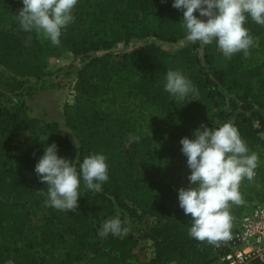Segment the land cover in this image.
<instances>
[{
    "label": "trees",
    "instance_id": "16d2710c",
    "mask_svg": "<svg viewBox=\"0 0 264 264\" xmlns=\"http://www.w3.org/2000/svg\"><path fill=\"white\" fill-rule=\"evenodd\" d=\"M173 3L78 0L72 13L74 21L62 29L60 37L73 55L84 57L75 73V96L61 107V123L67 132L57 121L41 114L29 115L24 103L0 105V196L9 199L0 203V264H73L82 259L83 264H126L131 250L138 246L145 247L150 257L137 264L210 262L212 244L190 237L192 217L179 208L182 187L178 183L183 181V188L190 186L191 169L181 167L177 160H161L151 139L139 132H131L125 143L124 116L129 112L128 99L137 95L141 103L176 114L180 125L190 131L201 129L202 124L213 129L229 123L253 153L256 145L264 147L260 138L264 133V88L255 94L251 91L254 70L249 55L239 52L228 58L219 49L216 54L203 52L199 58L193 53L196 43L169 51L152 42L121 53L89 55L119 40L148 36L144 24L148 14L155 17L158 32L154 36L172 41L176 33L172 25L182 11ZM22 7V0H10L13 15L17 16ZM88 13L92 26L83 31L82 17ZM244 26L264 47V26L250 17ZM19 29L16 19L12 26L16 45L21 40ZM30 35L27 32L28 40ZM18 54L14 53V66L7 61L2 64L19 77L35 74L46 56L37 46L31 47L26 58ZM219 58L222 65H218ZM169 70L180 71L197 91L178 101L165 91ZM18 130H29L32 143L13 154L12 136ZM40 135H50L58 147L57 155L68 159L78 174L85 157L103 154L109 179L103 183L102 192L96 193L85 188L81 176L75 212L43 205L38 224L29 226L25 221L28 198H34L35 204L47 198V185L35 172L47 147L37 142ZM257 155L254 178L244 179L239 186L244 203L230 207L229 232L249 202H264V155ZM40 190L45 195H40ZM159 198H175L177 208L171 211ZM117 216L122 223L128 222V234L101 238L102 224Z\"/></svg>",
    "mask_w": 264,
    "mask_h": 264
},
{
    "label": "clouds",
    "instance_id": "9594fccd",
    "mask_svg": "<svg viewBox=\"0 0 264 264\" xmlns=\"http://www.w3.org/2000/svg\"><path fill=\"white\" fill-rule=\"evenodd\" d=\"M77 2L22 0L23 7L16 19L22 31L35 32L53 46H59L62 29L74 21L72 13ZM173 7L183 10L187 40L203 45L216 40L228 58L239 52L245 57L250 54L254 40L244 26L249 17L264 26V0H174ZM197 11L201 18L194 15ZM165 91L182 102L197 89L180 71L169 70ZM201 129L195 130L194 139L184 137L180 141L191 174L188 177L190 186L179 189L178 200L184 213L192 217L190 237L219 246L221 241L230 238V207L244 203L239 186L244 179L251 181L254 178L259 158L254 152L249 154L247 145L231 124L213 129L202 124ZM133 139L138 141L139 137ZM57 152L55 143L47 146L35 167L40 181L47 185L45 206L75 212L81 196V176L86 189L102 192L103 183L109 179L106 157L103 154L85 157L78 174L77 168L68 159L59 157ZM39 194L45 195V192L40 190ZM127 223H122L119 216L106 220L99 236H126L130 231Z\"/></svg>",
    "mask_w": 264,
    "mask_h": 264
},
{
    "label": "rangeland",
    "instance_id": "374dc122",
    "mask_svg": "<svg viewBox=\"0 0 264 264\" xmlns=\"http://www.w3.org/2000/svg\"><path fill=\"white\" fill-rule=\"evenodd\" d=\"M198 17V11L194 13ZM16 20V16L10 11V0H0V105H7L12 107L24 103L29 115L41 114L33 104L31 95L35 94L42 88L50 91V98L55 101V109L58 110L60 106L67 101H72L75 96L74 81L75 73L79 66L84 61L81 55H73L69 45L60 39L59 46H53L50 41L42 35L31 32V39L28 40L27 32L19 29V37L21 38L18 45L14 43L15 34L12 31V26ZM145 27L149 35L142 38L131 39L128 41L119 40L114 42L108 47L99 49L98 51L90 52L89 55L103 54V53H121L128 51L138 45L146 44L149 42L154 43L162 50H175L183 45L193 43L186 38V29L183 27V10L179 13L178 17L173 23L176 29L174 39L172 41L156 38L154 33L158 32L156 21L153 14H148L144 17ZM92 26L91 15L85 14L82 17L81 28L88 30ZM197 47L193 53L197 57H201L203 52L216 54L219 47L216 40L211 44L203 45L199 41L195 42ZM37 46L38 49H44L46 56L42 59V65L38 71L33 75L16 76L13 75L7 67L2 64V61H7L10 65L14 66L15 59L14 53L19 51L18 56L23 58L28 57L31 47ZM222 58L218 59V65H222ZM249 63L254 70V76L251 79V91L253 94L259 88H264V47L262 41L255 40L252 46V51L249 54ZM41 88V89H40ZM49 97V96H48ZM129 112L125 114V130L127 138L125 143L130 137L131 132H139L148 136L152 143L158 150V155L161 160L168 158L171 161H176L181 166L187 165V157L182 153L181 139L188 137L194 139L193 133L195 130L190 131L188 128H183L180 125V118L172 112H160L154 106H148L146 103L139 102V96L135 95L128 99ZM58 112V111H57ZM45 117V116H44ZM55 118V116L53 115ZM47 119V118H46ZM56 119V118H55ZM61 130L67 132L62 126L61 120L58 119ZM260 138L264 140V133H261ZM37 142L41 146H49L53 144V139L50 135H40ZM32 136L29 130H18L12 136V153L17 154L26 146L31 145ZM256 154L264 153L262 145L255 146ZM249 154H251L249 152ZM156 180L155 175H153ZM184 182L180 181L178 187H183ZM149 190V188L145 187ZM6 198V199H5ZM43 200L34 203V198L29 197L26 202L27 215H25L26 225H36L39 222L42 206L45 205ZM8 198L0 196V203L8 202ZM159 202L167 206L171 211L177 208L175 198L167 200L166 198H159ZM180 210L186 215L181 207ZM191 217L190 215H186ZM24 225L21 227L24 230ZM132 256L128 258L126 264H137L141 261H147L150 257V252L144 247H134L131 250ZM85 259L77 261L73 264H83ZM166 264H175L169 262Z\"/></svg>",
    "mask_w": 264,
    "mask_h": 264
},
{
    "label": "built area",
    "instance_id": "2783aa9c",
    "mask_svg": "<svg viewBox=\"0 0 264 264\" xmlns=\"http://www.w3.org/2000/svg\"><path fill=\"white\" fill-rule=\"evenodd\" d=\"M264 155V153H263ZM207 264H264V202H249Z\"/></svg>",
    "mask_w": 264,
    "mask_h": 264
},
{
    "label": "crops",
    "instance_id": "0c3cea01",
    "mask_svg": "<svg viewBox=\"0 0 264 264\" xmlns=\"http://www.w3.org/2000/svg\"><path fill=\"white\" fill-rule=\"evenodd\" d=\"M50 97V91H48V89L46 88H42L41 90H38L35 94L31 95V98L34 99L32 101L33 104L38 110H40V112L44 113L45 118L58 122V119L61 120V107L63 104L58 110H56V103L54 100L49 99ZM67 103H70V101H67ZM53 115L56 119L53 117Z\"/></svg>",
    "mask_w": 264,
    "mask_h": 264
}]
</instances>
